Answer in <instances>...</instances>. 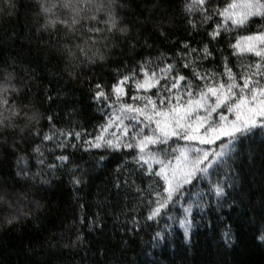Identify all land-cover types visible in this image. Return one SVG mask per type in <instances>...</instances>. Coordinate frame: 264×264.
<instances>
[{"label": "snow or ice", "instance_id": "6c2138e0", "mask_svg": "<svg viewBox=\"0 0 264 264\" xmlns=\"http://www.w3.org/2000/svg\"><path fill=\"white\" fill-rule=\"evenodd\" d=\"M0 20V257L65 264L118 209L91 264H264V0H0Z\"/></svg>", "mask_w": 264, "mask_h": 264}, {"label": "trees", "instance_id": "16d2710c", "mask_svg": "<svg viewBox=\"0 0 264 264\" xmlns=\"http://www.w3.org/2000/svg\"><path fill=\"white\" fill-rule=\"evenodd\" d=\"M4 26V21L0 20V29H2ZM83 119V118H82ZM79 155V154H78ZM85 160H88V157L85 156ZM84 162H82L83 164ZM115 162H107V168L114 167ZM88 167V170L90 174L92 175L93 179L89 182V187L85 189L84 193H81L84 202L90 205V207L86 208L84 211L92 214L97 211L95 207V196L93 195L96 192V185L100 184V179L105 174L106 169L101 170H93L91 168V165H86ZM65 180V184H67V177H63ZM58 182V181H57ZM257 191V197L259 196L258 187L256 189ZM105 212H101V216L103 217V221L106 224V227L104 228V235H101L97 231L88 232L87 229H85V234L87 235V242L83 248V250L74 256L72 259H68L65 264H80L81 257L84 256L85 252L88 253V256L85 258V264H91L92 260V253L95 252L97 246H105L107 244V238L112 234L114 224L118 223L115 219V215L113 214L115 212L116 215H119V210H113V209H106ZM69 215H71V208L69 207ZM50 220L55 221V226L52 224H49V228L53 233H58L61 231V220L56 219L53 216H49ZM124 217L120 216V220H123ZM47 223V221H46ZM20 236L22 238V234L14 233L12 236L5 238L8 241L9 245H15L16 248L20 247L21 240L17 238ZM144 241H147V236L144 237ZM24 243H27V240L24 241ZM90 245V246H89ZM141 250V247L138 245L134 248L132 252L129 253L130 256L135 257L137 253H139ZM159 259L160 264H167V259L160 253L157 254L155 257ZM0 259H3L5 261H8L9 264H16V261L18 260L17 256L15 255V249L12 247H5L3 250V256L0 257ZM249 264H262L260 255L257 253L253 257H251Z\"/></svg>", "mask_w": 264, "mask_h": 264}]
</instances>
